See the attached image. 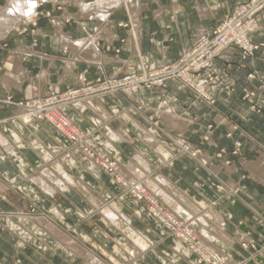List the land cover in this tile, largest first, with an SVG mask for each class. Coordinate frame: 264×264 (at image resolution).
Listing matches in <instances>:
<instances>
[{
  "label": "crops",
  "instance_id": "0c3cea01",
  "mask_svg": "<svg viewBox=\"0 0 264 264\" xmlns=\"http://www.w3.org/2000/svg\"><path fill=\"white\" fill-rule=\"evenodd\" d=\"M78 1L44 2L37 8L33 20L22 21L17 29L1 39L0 42L5 41L0 45L1 97L33 98L46 95L49 88L65 93L81 85V76L87 80L98 76L122 77L176 61L196 38L210 33L246 0H138L140 8L135 15L127 5H122L105 22L84 14L78 4L94 0ZM251 38L264 42V20L259 33ZM92 40L97 50L93 58L88 59L83 56L84 48H79L75 42ZM240 53V49L234 48L227 56L215 60L216 68L225 75L233 91L228 95L221 88L209 87L214 103L199 99L179 81L170 80L163 87H142L129 95L116 92L94 97L86 102L91 108L69 106L66 113L81 129L98 134L101 144L110 147L122 164L132 161L136 153H142L150 162L154 177L168 180L164 182L166 196L162 194L160 200L170 209L179 200L176 195L185 200L179 202L184 206L192 200L213 206L226 221L221 233L215 232L212 226L206 228L217 238L210 243L214 251L228 255L238 264H264V177L263 169L257 168L264 156V47L247 59ZM245 89L250 94L249 99L244 96ZM253 104L259 105L263 112L259 113ZM138 106L143 107L138 110ZM176 134H182L194 148L200 149L205 160L200 155L196 156L198 160L191 158L187 151L191 153L192 149L181 152L172 142ZM0 137L5 138L7 144L0 141V264H80L81 259L89 258L90 254L105 255L104 250L111 252V256L118 254L112 247L116 243L127 252L129 262L120 257L126 264L134 261L163 264L162 257L171 264H197L194 254L187 257L177 251L175 237L167 226L161 232L156 219L147 220L142 204L137 206L122 184L101 169L94 168L83 178L87 167L91 169L86 161L79 160L80 164L76 162L72 167L65 164L76 181L74 186L67 187L70 191L63 188L68 184L54 172L49 178L43 169L51 162L46 153L54 148L64 154L69 148L49 122L35 120L21 108L0 104ZM237 148L239 154L234 153ZM257 148L261 150L259 159L254 156ZM222 151L225 159L217 156ZM241 154L247 155L244 162L238 156ZM246 170L248 177H245ZM98 171L100 176H96ZM49 183L52 192L48 190ZM81 187H84L83 192ZM58 198L60 201L56 202ZM95 200L99 206L105 202L112 207L115 200L120 201L113 207L118 214L116 222L123 228L127 222L122 218L125 213L133 216L135 222L129 225L139 233L140 230L147 233L153 241L148 240L149 248L144 250L132 243V247L138 249L136 255L127 251L108 230ZM32 205L43 212L38 214L41 216L52 217L54 208L60 214L53 216L59 234L49 233L53 242L45 241L48 248L45 251L33 244L32 239L37 236L28 228L31 240L6 225L7 216L21 223L19 214ZM35 228L39 229L37 224ZM17 231L20 233L22 228ZM82 235L88 239H83ZM72 237L76 239L73 248L65 242ZM244 241H253L255 248L244 247ZM59 244L67 250L72 248L73 254L65 253ZM165 251L176 253L181 262H173ZM131 256H135V260Z\"/></svg>",
  "mask_w": 264,
  "mask_h": 264
},
{
  "label": "bare ground",
  "instance_id": "6f19581e",
  "mask_svg": "<svg viewBox=\"0 0 264 264\" xmlns=\"http://www.w3.org/2000/svg\"><path fill=\"white\" fill-rule=\"evenodd\" d=\"M49 0H7V4L4 5H0V41L1 39L5 38L9 32L11 33L12 30H15L14 28H16L18 25H20L22 23L23 20H33L35 18V16L37 15V8L39 7L40 4H44V2L48 3ZM51 1V0H50ZM55 3L57 0H53ZM63 1V0H62ZM72 1V0H71ZM80 1V0H79ZM78 1V2H79ZM70 3V2H69ZM74 3V2H73ZM75 4V3H74ZM73 4V5H74ZM81 7V10L84 14H89V17H93V18H98L101 19V21H107L110 17V15L112 14V12L119 8L122 5H127L130 9H131V13H133L134 15L136 14V10L138 9V0H94L93 2L90 3H86V2H81L78 3ZM140 5V4H139ZM140 8V7H139ZM124 10V9H123ZM141 10V9H140ZM39 11V10H38ZM80 12V11H79ZM207 14V13H206ZM138 17V16H137ZM136 17V18H137ZM135 18V17H134ZM27 22V21H26ZM110 22V20H109ZM135 22V21H134ZM137 22V21H136ZM108 23V22H107ZM138 24V22H137ZM60 25V24H59ZM58 25V26H59ZM105 25V24H104ZM57 26V27H58ZM109 27V26H108ZM107 27V28H108ZM139 27V25H138ZM60 28V27H59ZM17 29V28H16ZM106 28L104 27V30ZM58 30V28H57ZM103 30V27H102ZM110 30V29H109ZM107 30V31H109ZM139 30V29H138ZM58 33V32H57ZM60 33V32H59ZM58 33V34H59ZM97 33V32H96ZM104 33V32H103ZM102 33V34H103ZM107 34V33H106ZM104 34V35H106ZM244 35V34H243ZM96 36V35H95ZM94 36V37H95ZM108 36V35H107ZM59 37V36H58ZM62 37V36H61ZM69 37V36H68ZM68 37H65L66 39ZM92 37V36H91ZM98 37V36H96ZM243 37V36H242ZM60 38V37H59ZM101 38V36L99 37ZM63 39V38H62ZM243 39V38H242ZM62 41V40H61ZM65 42V41H64ZM67 42V41H66ZM69 44V43H68ZM74 44V41H73ZM76 46H78L79 48H84L83 50V56L85 58H93V56L96 54V50H97V46L94 43V41L92 40V42L86 43L85 41H77L75 42ZM74 44V45H75ZM73 47V46H72ZM69 48V47H68ZM73 49V48H72ZM101 51V50H100ZM99 51V52H100ZM80 52V51H79ZM77 53V52H76ZM101 53V52H100ZM26 54H28L26 52ZM25 54V55H26ZM31 54V53H30ZM22 55V54H21ZM101 55V54H100ZM19 56V55H18ZM80 57V56H79ZM76 59V58H75ZM96 59V58H95ZM100 59V57H99ZM20 60V59H19ZM92 60V59H90ZM90 60H86V61H90ZM18 62V60H17ZM15 62V63H17ZM22 62V60H21ZM78 62V61H76ZM92 62V61H90ZM97 63V62H95ZM18 65V64H16ZM69 67V66H68ZM24 69V68H23ZM18 71V69H17ZM45 72V71H44ZM155 73V72H154ZM10 74V73H9ZM28 75V74H27ZM11 76V75H10ZM15 76V75H14ZM43 76V75H42ZM7 76H5L4 78H6ZM139 78V77H138ZM20 79V78H19ZM18 79V80H19ZM23 79V78H22ZM44 79V78H43ZM173 79V78H172ZM7 80V79H6ZM11 80V79H9ZM14 80V79H12ZM15 81V80H14ZM44 82V81H43ZM75 93V92H74ZM130 94V92H129ZM81 97V96H80ZM83 97V96H82ZM34 98V97H33ZM76 99V98H75ZM81 99V98H80ZM79 100V99H78ZM88 100V99H87ZM94 100V99H93ZM64 102V101H63ZM100 102V101H98ZM67 103V102H66ZM75 105H70L69 102L66 105H63V108H61L59 105L57 106V108L53 109V111L55 112V115L58 113L60 115V117L63 118V120L69 121L68 117L63 116L61 113H64V109H65V113L67 110V107H71V106H81L82 109L86 108H91L89 106L88 103L86 102H74ZM62 105V103L60 104ZM66 106V107H65ZM60 107V108H59ZM74 107V108H75ZM77 108V107H76ZM98 110V109H97ZM57 112V113H56ZM67 114V113H66ZM102 114V113H101ZM48 117V116H47ZM70 118V117H69ZM52 119H54L55 122L57 121L56 117H52ZM176 119V118H174ZM96 120V119H95ZM71 122V121H70ZM96 122L98 123L99 121L96 120ZM103 122V121H102ZM72 123V122H71ZM133 123V122H132ZM107 124V123H106ZM102 125V123H101ZM105 126V125H104ZM60 127V126H59ZM63 127V124H62ZM80 127V126H79ZM78 128V127H77ZM81 128V127H80ZM107 128V127H106ZM62 129V128H61ZM108 130V129H107ZM114 131V130H113ZM110 132V131H109ZM119 132V131H118ZM113 134V133H112ZM111 135V134H110ZM120 135V134H119ZM114 136V134H113ZM112 136V137H113ZM116 136V135H115ZM80 137V136H79ZM82 137V136H81ZM116 138V137H115ZM118 138V137H117ZM100 139V138H99ZM84 140V139H83ZM115 140V139H114ZM150 140V139H149ZM0 141L1 143L4 145L6 143V139L3 137H0ZM112 141V140H111ZM124 142V141H123ZM122 143V142H120ZM182 146V149L184 150H189L191 149L190 146L179 142ZM1 144V145H2ZM7 145V144H5ZM102 147V146H101ZM92 147H90L91 150ZM79 150V149H78ZM49 151V150H48ZM60 149L55 150L54 148L52 149V152H48L46 153V157L48 159V161L50 162L49 164H44L45 168L44 169V173L50 178L52 176V172H54L55 174H57L59 176V178H61L66 184H68V186H64L63 188L66 191H70L69 188L67 189V187H71L74 186L76 181L74 180V177L71 176L70 173H68L65 169H64V165L67 164L68 167H72L73 164H75L76 162L80 164L79 160L82 161H86L91 167V169H89V167H87V169L85 170V173L83 175V178L86 177V173L90 174L89 171L93 170L94 168L98 169V165L95 164V162H93L91 160V158H89L86 154L82 153V152H74L73 155L69 156V157H62V159L60 158ZM67 152V151H66ZM54 153V154H53ZM187 153H189L191 156H199V154L197 152L194 151H187ZM56 154V155H55ZM135 154V153H134ZM145 154V153H144ZM70 155V154H69ZM116 155H118V153H116ZM94 157V156H93ZM119 157V156H118ZM202 160L203 159L201 156H199ZM120 158V157H119ZM115 163V166L111 164V162L108 161V163H101L103 165L106 166V168L109 167L108 164H110L113 169L119 173L117 175V177L113 178L115 180L116 183H120L117 181L120 180L122 183V188H124L125 193H127L129 196H131V198L133 199V201L137 204L140 203L139 201V197H144L146 199H150L151 201L154 202L155 206V210H156V214L155 215H145V218L147 220H152V218L157 220L158 223V228L161 230V232H163L166 228V225L164 223H167L168 219L169 223L170 221H172L173 225L176 224L178 225V232H179V236L182 235V237L186 240L189 239H194L195 236H197V234L200 236V242H198V246L194 247V248H198L199 251L203 254V252L205 251L206 254H208L207 258H212L215 257V263L216 264H226L225 261H222L219 259V257L215 254L216 252L213 250H211V245L210 243L212 242H216L217 238H215L214 235H211L210 233H208V231L206 230V228H210V226H212L214 228L215 232L221 233L222 230H224V225H225V220H223V218L220 216V214L218 212H216L213 209V206H209V205H205L202 202L198 201V200H192L191 202L187 203V206H184L182 204H180L179 202L182 201L183 203L185 202V200H182V198H180V196L176 195V198L179 200H176V198H174L177 202L176 205L170 209L169 211L165 212V213H161L159 211V207L160 205H164V202H161L160 200V196L165 195L166 196V192H165V188L166 186L164 185V182L166 183L168 180H166V178L164 179H159L158 177H154L151 167H150V162L144 157V155H142V153H136L135 157H133L132 161L127 162L126 164H122L120 159H116V160H112ZM170 163V162H169ZM88 165V166H89ZM66 166V165H65ZM83 166V165H82ZM154 167V166H153ZM158 167V166H157ZM260 167L261 169H263L262 172V176L264 177V156L263 158L259 161V163L257 164V168ZM100 168V167H99ZM111 168V167H110ZM155 169V168H154ZM156 170V169H155ZM98 171L96 174V176H100L101 172ZM41 173V172H40ZM99 173V174H98ZM163 173V172H162ZM36 176V175H35ZM75 176V175H74ZM78 179V178H77ZM86 180V179H84ZM59 182L60 181L59 179ZM78 182V181H77ZM87 183V185L89 186L87 180L85 181ZM52 183V182H51ZM50 184V183H49ZM48 184V190L52 192V187L51 184ZM62 184V183H61ZM5 185V184H4ZM39 185V184H38ZM177 185V184H176ZM91 186V185H90ZM89 186V187H90ZM129 186V187H127ZM51 187V188H50ZM82 188V187H81ZM84 188V187H83ZM86 188V187H85ZM91 189V188H90ZM170 189V188H169ZM168 189V190H169ZM54 190V189H53ZM84 190V189H83ZM82 190V192H83ZM62 191V190H61ZM58 192V191H57ZM73 192V191H72ZM76 192V191H75ZM178 192V191H177ZM62 193V192H61ZM77 193V192H76ZM63 194V193H62ZM72 194V193H71ZM78 194V193H77ZM82 194V193H81ZM84 195V194H83ZM66 196V195H65ZM82 196V195H80ZM87 197V196H86ZM89 197V196H88ZM95 197V196H94ZM136 197H138L136 199ZM168 199H170V196H167ZM96 198V197H95ZM106 198V197H105ZM92 199V198H91ZM181 199V200H180ZM184 199H186L184 197ZM188 200V199H186ZM90 201V200H89ZM87 202V201H86ZM91 203V202H89ZM93 203V201H92ZM97 206L98 209L101 210V213L103 215V220L105 221V223L108 226V230L113 233V235L115 236V238L117 239V241L122 244L124 246V248L131 252L132 254L136 255L138 249L132 247V243L134 244H138L139 248H142L144 250L148 249V240L150 241V238L148 237L147 233L145 234V232H142V230H140L141 232L139 233V231L133 229L134 227H131V223H133L134 217L129 216L130 214L125 213L126 217L123 216L122 218H125L126 222V226L123 228H121V224L116 222V217H117V210L113 209V207L109 204H102V206H99L98 203H96V200L94 202ZM160 203V205H159ZM91 205V204H90ZM138 206V205H137ZM117 207V206H116ZM90 208V206H89ZM139 208V207H138ZM137 208V210H139ZM87 210L89 211V209L87 208ZM116 210V211H115ZM119 210V209H118ZM136 210V211H137ZM98 212V211H97ZM19 214V213H18ZM17 214V215H18ZM25 214V213H24ZM19 214L23 219L21 223H16L14 222V220L10 217L7 216L5 218L6 220V225L7 226H11L12 230H14V232L16 231L17 234H22L23 237H25L26 239H28V236H30L31 234L28 233V231L26 230L27 228L31 231L32 235L35 237L37 236V238H33L31 236L32 242L35 241H41L43 243H45V241L47 242H53V239L51 238V236L49 235V233H56L59 234L57 229H58V223L55 221L56 219L53 218L60 216L59 211L54 208L53 212L51 213L53 216L49 217V216H45V215H36L39 217H32L28 214ZM121 214V213H120ZM139 214V212L137 211V215ZM15 215V214H14ZM91 216V215H90ZM60 218H62V220L65 219L64 216H61ZM102 219V218H101ZM100 219V220H101ZM123 220V219H122ZM90 221V220H89ZM88 221V222H89ZM91 222V221H90ZM111 222V223H110ZM113 222V224H112ZM116 222V223H115ZM181 222L184 223V226H181ZM213 222H216V224H214ZM115 223V224H114ZM213 223V224H211ZM36 224L39 226H37V228L39 229H34L36 227ZM105 224V225H106ZM130 224V225H129ZM35 225V226H34ZM175 225V227H176ZM43 226V227H42ZM22 228V231L19 233L17 231L18 228ZM34 227V228H33ZM40 227H42L43 229H40ZM61 227V226H60ZM62 228V227H61ZM60 229V228H59ZM119 229V230H118ZM36 230V231H35ZM144 230V229H143ZM169 230V229H168ZM25 231V232H24ZM27 231V232H26ZM155 231V230H154ZM82 232V231H81ZM170 232V231H169ZM97 233H100L97 231ZM103 234V233H102ZM164 235V234H163ZM172 236V235H171ZM83 239H88L86 235H82ZM90 237V236H89ZM110 237V236H109ZM159 237V236H158ZM176 237V236H175ZM171 238V237H170ZM30 238L28 240H31ZM62 239V238H60ZM65 239H67L65 237ZM169 239V237H168ZM22 240L24 241L25 239L22 238ZM76 239H74L73 237L66 240V244L75 247V244L73 242H75ZM106 241V239H104ZM108 240V239H107ZM164 240V239H163ZM87 241V240H86ZM150 242L153 243V241L151 240ZM76 243V242H75ZM116 243V242H115ZM117 244V243H116ZM116 244H113L112 247L113 249L120 255V257L124 260H128V255L127 252H124L123 250L120 249V247ZM60 245V244H59ZM81 245V244H80ZM121 246V245H120ZM160 246V245H159ZM46 247V244L45 246ZM43 247V248H44ZM69 247V246H68ZM85 247V246H84ZM98 247V246H97ZM174 247L177 249V251H179L180 253H182L184 256L190 257L193 254V251L191 248H189L188 246H186V244H183L180 240H178L177 238L174 239ZM210 247V248H209ZM47 248V247H46ZM50 248V247H49ZM61 250H64V252H70L72 253V248L67 250V248L63 247L62 244L59 247ZM77 248V247H76ZM75 248V249H76ZM94 248V247H93ZM100 248V247H98ZM41 249V248H40ZM56 249V248H55ZM86 249V248H85ZM88 249V248H87ZM101 249V248H100ZM156 249V248H155ZM41 250H45V249H41ZM52 250V249H51ZM102 250V249H101ZM171 250V249H170ZM152 251V250H151ZM91 252V251H90ZM163 252V251H162ZM88 253V252H87ZM103 253H105V255H107V257L109 259H113L111 255H109L107 253V251L105 252V250L103 251ZM155 253V252H154ZM73 254V253H72ZM139 254V253H138ZM162 254V253H161ZM165 254L170 257L173 262H178L180 263L181 261H179L178 256L176 255V253H172L171 251H165ZM165 256V255H163ZM224 257H227L228 260H231L232 262H234V264H238L235 261H233L228 255H223ZM106 257V258H107ZM154 257V256H153ZM156 257V256H155ZM82 258V257H81ZM107 258V259H108ZM183 258V257H182ZM83 259V258H82ZM88 259V258H87ZM132 259V258H131ZM155 259V258H154ZM163 259V257H162ZM163 264H171L169 263V261H165L162 260ZM84 260V259H83ZM90 260V261H89ZM88 262H86L85 264H109L107 261H105V258L101 257L100 254H90ZM140 260V259H139ZM83 262V261H82ZM129 262V260H128ZM130 264V263H127ZM132 264H137L136 261H134ZM200 264V263H199Z\"/></svg>",
  "mask_w": 264,
  "mask_h": 264
},
{
  "label": "rangeland",
  "instance_id": "374dc122",
  "mask_svg": "<svg viewBox=\"0 0 264 264\" xmlns=\"http://www.w3.org/2000/svg\"><path fill=\"white\" fill-rule=\"evenodd\" d=\"M252 3H255V6H257L256 8H258L256 10L253 8L254 14H250V13H247L244 15L241 14L242 17L240 19V22L237 23V26L234 25L233 28L231 27L227 30V33H226V31L224 32V37H222V39H224L225 43L223 42V44L228 43L229 45H227V47L223 50V52L221 51V53H219L217 56H215V58L213 59L214 61L212 60L213 61L212 67L202 68L201 66L203 65V62L206 60L208 55H210V54L212 55L213 53H216V50L221 49L220 47L223 46L220 43L218 44L216 42L214 44L212 43V45L210 46V50H211V51H209L210 53H207V54H205V56H203L205 58L200 57L199 59H197L198 65H195V67H194V65H193L194 63H191V66H189L190 68L187 67V68H189V70L188 71L184 70V71L180 72V75H177V73H175V75L171 74L169 77H166V79H162L163 75L160 76V74H161L160 69L161 68L159 69V67L164 66L165 64H171L174 62H178L180 59H182L184 52L181 54V56L176 61L167 62V63L161 64L159 66H154V67L150 68L149 70H146L143 72L142 71L141 72L140 71H134V72H130V73H128L122 77H100V76H98L97 78H95L93 80H87V78L81 76V78H80L81 79V85L79 87L69 88L65 93H59L56 89L49 88L48 93L46 95H43V96L37 95V96H34V98L15 100L11 95H8L6 97L0 96V104L4 105V106H14L16 108H21L31 118H33L35 120H40V121L44 120V121H47L50 124H52L54 126V128L56 129V131L64 138L66 146L69 147L66 150L67 152L65 151L64 154L60 155L61 159H62V157L65 158V157H69V156L73 155V153L76 151L78 153L82 152V153L86 154L89 158H91V160L93 162H95V164L98 165V168L100 167L99 169H101L105 173L109 174L111 177L115 178V177H117V175L119 173H117L110 164H108L109 167L106 168V166L101 164V163L107 164L109 161V162H111L112 165L115 166V163L112 160H116L117 158L110 151L111 150L110 147L101 144L100 140L98 139L99 135L98 134L93 135L92 131L81 129L78 126V124L76 123V121L69 118V115L65 113V109H64V111H63L64 113H61V114L63 116L68 117V119H69L68 122L71 124L72 127L76 128V131L79 133L78 136L69 135L68 133L64 132V130H62L59 127L60 125L52 119L53 116L51 115V110L56 108L58 105L61 108H63V105L68 104V102L70 105H73L74 101H79V102L84 103L90 99L92 100V98H94V97H98V98L100 97L101 98V96L106 95V94H113L116 92H122L126 95H129V92L131 94L132 92L137 91L138 89H140L142 87H146V88H150L153 86L163 87L170 80L179 81V83L181 84L182 87L188 88L190 91H192V93L196 97H198L199 99H202L208 103H214L215 102V98L212 95V89H211L213 87L214 88H216V87L221 88V90H223V92H225L228 95L231 94L233 91V88H232L231 84L228 82V80L225 78V75L220 73L218 71V69L216 68L215 60L217 58H222V57L227 56V54H229V52L231 50H233L234 48L240 49V52H241L240 54H241L242 58L247 59L249 57L254 56L257 51H259L260 49H262L264 47V42H255L251 38V35L259 33V31L261 29V22L264 20V0H246L245 2L239 3L235 7V9L231 12V14L227 15L210 33L201 35L199 38H196L193 45L190 47L192 49H194L195 47H201L200 44L202 43L203 39H205L206 37L211 38L214 36V38H215L214 32L216 31V29L219 26H222V24H224V23L228 24L230 21H232L234 19L235 15L238 14V11H239V9H241V6L247 7V6H250ZM6 4H7V0H0V5L5 6ZM91 18H93V17H91ZM243 33H244V35H243ZM214 38H213V41H216V39H214ZM237 38H239V39H237ZM241 38H243V39H241ZM222 39H218V41L221 42ZM3 41L4 40H2V42H0V45L3 43ZM206 61H208V60H206ZM158 69H159V71H158ZM154 70H156L160 73L157 72V75H156V72H155V74L153 72ZM183 73H185V74L187 73L188 79L184 77ZM142 74H144L145 76L148 77L147 80H152L154 82L150 85H146L144 81L142 83L139 82L140 84H139V87H137V88H131V87H128L127 85H121L120 83H116V82H124L125 79H127L129 77L131 78L133 76L140 78V75H142ZM150 76H152V77H150ZM153 76L156 77L155 80H153ZM137 80H139V79H137ZM159 80H161V81H159ZM186 81H188V82H186ZM105 83H107V84H120L121 86L117 87V89L114 87L108 86L107 88H105V90H102L104 88ZM107 84H105V85H107ZM85 87H92L93 88L92 96L88 100L87 99L84 100L83 99L84 96L82 95V93H83L82 89H85ZM209 87H211V88L209 89ZM263 89H264V86H263ZM74 92L75 93L79 92L81 95L80 94H78V95H80L81 97L74 99L72 97V94ZM244 96L247 99L250 98V94L247 92L246 89L244 90ZM61 103H62V105H60ZM142 107L143 106H138L137 109L139 110ZM253 108H255L259 113L263 112L262 108L259 105L253 104ZM172 139H173L172 142L179 148V150L181 152H183V151H182V146H181V144H179V142L183 143L182 145H184V144L190 145V148L192 149V151L197 152L201 156L200 149L194 148L192 146V144L182 134H176ZM239 146H241V144L238 145V147ZM248 146H249V151H250L251 147H250V145H248ZM90 147H92L91 150H90ZM239 152H240L239 148H237L234 151V153H237V154H239ZM223 155L224 154L222 151L217 156L219 158L225 159V157ZM189 156L191 158L198 160L194 156H191V155H189ZM238 156L241 157V160H240L241 162H244L245 158H247L246 154H241ZM254 156L257 159H259L261 157V150L259 148H257V151H255ZM202 158L205 159L204 157H202ZM227 163H228V161H227ZM67 168L68 167L65 166V170ZM68 170L69 169H67L66 171L68 173H70L71 175H73L71 172H69L70 170L69 171ZM248 173L249 172L246 170V174H245L246 176L245 177H248ZM114 175H115V177H114ZM117 181L122 183L118 179H117ZM81 189L83 190V188H81ZM234 190L237 191L236 189H234ZM84 197H86V196L84 195ZM137 198L138 197H136V199ZM138 199L140 201L139 204H142V208L147 213V215H150L151 212H152L151 215L156 214V210H155L156 205L154 204L153 201H151L150 199H146L144 197H141V198L139 197ZM58 201H60L59 198L57 199L56 202H58ZM120 203H121L120 201L115 200L113 203L114 204L113 207L118 206ZM159 205H160V203H159ZM165 205L166 206H164V205L158 206L159 211L161 213H165V212L170 210V208L167 206V204H165ZM24 213L28 214L32 217H39L36 215L41 214V213L43 214V212H41L39 210V208L35 205L30 206V208L28 210H26L25 212H23V214ZM18 219L22 220L23 218L20 216V217H18ZM169 220L170 219H168L167 223H164V224L171 231V234L174 237L176 236L175 238H177L183 244H186V246H188L189 248L192 249L193 254L195 255L197 264H199V263L200 264H216L215 263V257L208 259L207 258L208 254H206L205 251L202 254L198 248H194V247L198 246V242H200V239H201L198 234H197V236L194 237L193 240L192 239H189V240L186 239L185 240L182 237V235L179 236L180 234L178 232V225H176V224L173 225L172 221H170V223H169ZM225 224H226V221H225ZM175 225H176V227H175ZM181 226H184L183 222H181ZM34 229H36V228H34ZM66 235L68 236V234H66ZM33 244L35 246H37L39 249L41 248V249L48 250V248L44 247L46 243L42 242V244H40V241H39L36 244H35V242H33ZM242 245L244 247L250 246L252 248H255V243L253 241H248V242L244 241L242 243ZM211 250L213 251L212 248H211ZM82 252L83 251H81V253ZM113 254H114V256L112 255L113 259H109L106 255H100V256L105 258V261H107L109 264H126L123 262V260L120 258V256L118 254H115V253H113ZM215 254L219 257L220 260L225 261L226 264H234V262H232L231 260H228L227 257H224L222 254H219L218 252H216ZM82 255H84V254L82 253ZM131 258L134 259L135 256H131ZM83 259H81V262H79L80 264H85L89 260V258L88 259L85 258V260H83Z\"/></svg>",
  "mask_w": 264,
  "mask_h": 264
},
{
  "label": "built area",
  "instance_id": "2783aa9c",
  "mask_svg": "<svg viewBox=\"0 0 264 264\" xmlns=\"http://www.w3.org/2000/svg\"><path fill=\"white\" fill-rule=\"evenodd\" d=\"M256 7L257 6H255V3H252L250 6H247V7H242L241 6V9H239L238 14L235 15V17H234V19L232 21H230L228 24L224 23V24H222V26H219L216 29V31L214 32L215 33V38H214V36L211 37V38L206 37L205 39H203L202 43L200 44L201 47H195L194 49L188 48L187 50H185L184 53H183L182 59H180L178 62H174V63H171V64H165L164 66L159 67V69L161 68L160 69L161 70L160 71L161 72L160 76L163 75L162 79H166V77H169L171 74L175 75V73H177V75H180V72H182L184 70L188 71L189 68H190L189 66H191V63H194L193 64L194 67H195V65H198L197 64L198 63L197 59H199L200 57L205 56V54H207V53H210L209 52V51H211L210 50V46L212 45V43L214 44L216 42L218 44L220 43L223 46L220 47L221 49L216 50V53H213L212 55L211 54L208 55V57L206 58V60H208V61L205 60L203 62V65L201 66L202 68L212 67L213 66V61H214L213 59L215 58V56H217L219 53H221V51L223 52V50L227 47V45H229L228 43L223 44L224 39H222V37H224V32L226 31V33H227V30L229 28H231V27L233 28L234 25L237 26V23L240 22V19L242 17L241 14L242 15L247 14V13L254 14L253 13L254 12L253 8L256 10V9H258ZM213 38L216 39V41H213ZM218 39H222V41L220 42V41H218ZM237 39H239V38H237ZM203 58H205V57H203ZM187 67H189V68H187ZM159 69H158V71H159ZM158 71L154 70L153 72H156V75H157ZM160 72H158V73H160ZM183 74H184V77L188 79L187 73L186 74L183 73ZM150 77H152V76H150ZM137 79H139V80H137ZM147 79H148V77L145 76L144 74H142V75H140V78L133 76L131 78L129 77V78L125 79L124 82H116V83H120L121 85H127L128 87H131V88H137V87H139V84L142 83L143 81L145 82L146 85H150V84H152L154 82L152 80H147ZM155 79H156V77L153 76V80H155ZM159 81H161V80H159ZM186 82H188V81H186ZM105 84H107V83H105ZM105 84H104V88L102 90H105V88H107L108 86L114 87L116 89H117V87L121 86L120 84H107V85H105ZM82 90H83L82 95L84 96V98H83L84 100L91 98L92 90H93L92 87H85V89H82ZM79 92L78 93H73L72 97L74 99L80 97L81 94ZM78 94H80V95H78ZM74 102H76V101H74ZM51 115L53 117L57 118V121H58L57 123L60 125V128H62V130H64V132L68 133L71 136H78L79 135V133L76 131V128L72 127L71 124L68 121L63 120V118L60 117V115L58 113L55 115V112H53V109L51 110ZM62 124H63V127H62Z\"/></svg>",
  "mask_w": 264,
  "mask_h": 264
}]
</instances>
